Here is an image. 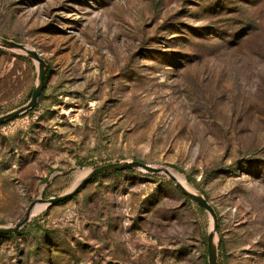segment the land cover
<instances>
[{
  "label": "rangeland",
  "instance_id": "374dc122",
  "mask_svg": "<svg viewBox=\"0 0 264 264\" xmlns=\"http://www.w3.org/2000/svg\"><path fill=\"white\" fill-rule=\"evenodd\" d=\"M0 38L46 64L0 125L1 228L139 161L213 207L217 264H264V0H0ZM36 82L0 49V116ZM210 221L162 174L109 173L0 238V264H207Z\"/></svg>",
  "mask_w": 264,
  "mask_h": 264
},
{
  "label": "water",
  "instance_id": "95a60500",
  "mask_svg": "<svg viewBox=\"0 0 264 264\" xmlns=\"http://www.w3.org/2000/svg\"><path fill=\"white\" fill-rule=\"evenodd\" d=\"M0 49L16 51L24 56H26L29 60L33 61L37 66V82L31 91L30 98L28 102L8 114L0 116V125H3L9 121L15 120L19 116L31 112L35 106L37 105L39 96L44 88L45 76H46V64L44 60L40 57V55L34 51L33 49L11 40H7L4 38H0ZM79 170H82L81 168ZM127 170H139L141 172L147 174H162L171 181L174 186L180 191V193L193 201L199 208H201L204 212L208 214L210 220L212 222V229L209 230L206 237V254H207V264H217V215L213 207L207 202L205 198L196 192H191L185 189L183 186L177 183L174 177L169 174V170L166 168H153L149 165H146L139 161H128V162H117L110 163L106 165H102L100 167L94 168L85 175V177L81 180L79 185L76 188L71 190L70 192L49 199H36L32 201L28 207L26 208L23 216L15 222L13 225L9 227H0V236H9L18 234L30 221L33 209L36 206H44V209L49 208L53 205L64 202L69 199L72 195H74L80 186L92 181L94 178L115 172H123ZM72 170L63 172V175L69 174Z\"/></svg>",
  "mask_w": 264,
  "mask_h": 264
},
{
  "label": "bare ground",
  "instance_id": "6f19581e",
  "mask_svg": "<svg viewBox=\"0 0 264 264\" xmlns=\"http://www.w3.org/2000/svg\"><path fill=\"white\" fill-rule=\"evenodd\" d=\"M88 173L87 170H84L78 180V182L74 185L73 189L77 187V185H79V183L81 182V180L85 177V175ZM169 174L175 178V180L177 181L178 184H180L181 186H183L185 189H187L188 191L191 192H195L191 187H189V185L186 183V181L184 180V178H182L180 175H178L177 173H175L174 171L169 170ZM72 189V190H73ZM44 208V206H36L33 209L32 212V216L38 212H40L42 209ZM31 216V217H32ZM212 222L210 221V229H212Z\"/></svg>",
  "mask_w": 264,
  "mask_h": 264
},
{
  "label": "trees",
  "instance_id": "16d2710c",
  "mask_svg": "<svg viewBox=\"0 0 264 264\" xmlns=\"http://www.w3.org/2000/svg\"><path fill=\"white\" fill-rule=\"evenodd\" d=\"M112 174H120V172H115V173H112ZM100 177H101V176L94 178L93 181H94V180H97V179L100 178ZM4 237H11V235H9V236H0V238H4Z\"/></svg>",
  "mask_w": 264,
  "mask_h": 264
}]
</instances>
